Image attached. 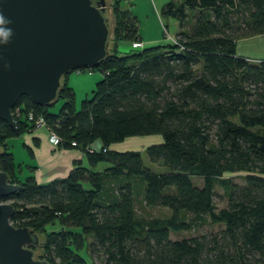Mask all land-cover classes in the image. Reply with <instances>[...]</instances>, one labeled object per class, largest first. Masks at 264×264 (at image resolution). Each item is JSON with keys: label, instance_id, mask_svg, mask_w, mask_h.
<instances>
[{"label": "trees", "instance_id": "16d2710c", "mask_svg": "<svg viewBox=\"0 0 264 264\" xmlns=\"http://www.w3.org/2000/svg\"><path fill=\"white\" fill-rule=\"evenodd\" d=\"M132 3L106 0L107 54L90 68L102 77L79 110L67 73L50 104L62 99L58 113L21 96L11 110L17 130L0 120V170L20 185L0 200H11V224L43 234L33 249L50 264H89L80 254L86 247L97 264H264V57L237 53L238 40L264 35V0H168L160 16L178 21L177 44L120 55V41L141 42ZM29 113L43 117L60 147L81 150L86 165L76 161L47 183L33 174L21 180L7 140L34 128ZM147 135L161 136L145 153L167 173L144 166L139 151L110 149ZM96 140L105 151L88 150ZM233 172L245 173L242 185L222 178ZM135 184L141 202L169 216H139ZM217 186L227 201L221 208ZM205 224L220 229L170 237Z\"/></svg>", "mask_w": 264, "mask_h": 264}, {"label": "water", "instance_id": "95a60500", "mask_svg": "<svg viewBox=\"0 0 264 264\" xmlns=\"http://www.w3.org/2000/svg\"><path fill=\"white\" fill-rule=\"evenodd\" d=\"M106 7V0H0V120L17 130L11 110L19 97L49 106L63 75L99 65L110 31ZM19 189L0 170V200ZM14 213L0 201V264H50L36 257L38 233L11 224Z\"/></svg>", "mask_w": 264, "mask_h": 264}, {"label": "rangeland", "instance_id": "374dc122", "mask_svg": "<svg viewBox=\"0 0 264 264\" xmlns=\"http://www.w3.org/2000/svg\"><path fill=\"white\" fill-rule=\"evenodd\" d=\"M140 1L139 0L134 1L132 3L131 10L136 6L134 11H135L136 15L137 14H138V16L140 15L139 16L140 17L139 18L140 19L139 25L141 26L142 30L144 27H148V26L153 27L155 21H156V23L158 21V24L160 23V25H162V21L157 16L154 15V11L152 14V13L146 12V11H148V8H145V6L143 8H140V6H138L140 4ZM150 1L151 0H148L147 2L149 4L150 3L152 4V2H150ZM146 16L148 19H146ZM109 17H110L111 26H113V17H112L111 13H110ZM191 22H192V17H189V19L186 20V22L184 23L183 26H184V29L186 31H188V28H190ZM178 27H179V25H178ZM162 32L165 34L167 31L162 30ZM166 37L167 36H164L163 38L166 39ZM130 44H131L130 42L120 41V43H118V46L123 45L122 50L123 51H129V49H131ZM130 51H133V50H130ZM237 53L239 55L247 56L246 58L251 57L249 59H253V60H256L257 58L264 57V35L256 36V38H251V39L238 40L237 41ZM255 57H257V58H255ZM68 77H70L68 83L73 88L74 93H75L76 108L79 110L81 107V101L83 99H85L86 97L91 96V92L94 90L96 82H98L102 77V73L100 70H97V69H94V70H92V69L79 70L78 69V70L71 71L68 74ZM61 104H62V99H60L57 102H55L54 104L50 105L48 107V109H49V111H51L53 113H58V111L61 107ZM35 127L39 128V126H37V125H34V128ZM131 138L132 139H129L128 141H126V143H122L123 142L122 141L120 143L114 144L115 148H113V150L117 151L118 149H121L118 151H125V150L139 151L141 153V157H142V161H143L144 166L150 168L153 172L158 173V174L168 172V169L166 167L152 164L149 161V159L147 158V155L145 153V149L147 146H149L151 144L159 143L162 141L161 136H159V135H147V136H134ZM21 143H20V145H21ZM23 150H25V153H27L26 149H23ZM15 159L17 161L21 160L20 155L17 152L15 153ZM102 170H103V167H100L98 169V171H100V172ZM244 175H245V173H242V172L225 173L222 178L231 179L233 182L242 185L244 183V179H243ZM26 176L27 175H25V174H20V179L22 180ZM192 180L197 185L202 184V178H199L197 176H192ZM134 181H135L134 179H132V180L130 179V182H132L133 185H134ZM135 186H136V190L139 192V197H138V199H136V211H137V214L139 216H141L145 219H156V218L161 219V218H165V217L169 216V210H167V208L150 207V206L145 205L143 202H141V200H142V196H141L142 185L135 184ZM10 201L11 200H9V202ZM215 203H216V206L218 208L226 206V203H227L226 198L223 194V190L221 189L220 186L216 187ZM219 229H220V225H218V224H205L202 227H199L197 229H192L189 231H181L178 233H171L170 237L172 239L190 238V237H193L195 235L202 234V233L215 232ZM39 237L42 238L43 234L40 235ZM91 241H92V239L90 237H88L87 242H91ZM80 254L83 256V258H85V260L89 264H91V262H92V264L99 263L96 256L93 253H91V249L89 247L82 249L80 251ZM91 254H93L92 257H91ZM37 257H40V255H37Z\"/></svg>", "mask_w": 264, "mask_h": 264}, {"label": "crops", "instance_id": "0c3cea01", "mask_svg": "<svg viewBox=\"0 0 264 264\" xmlns=\"http://www.w3.org/2000/svg\"><path fill=\"white\" fill-rule=\"evenodd\" d=\"M134 1H138V0H132V2ZM147 1L148 0H141L138 6H140V8H143L145 6V8H148V11L146 12L152 14L154 11V15L157 16L162 21V25H160V23L158 24V21L157 23L155 21L153 27H149V26L144 27L143 30L139 25L141 42L146 46L166 42L167 40L163 38L164 36H167L166 33L164 34L162 32L163 25L167 28L166 29L167 33L170 34H175L176 32H178V30L180 29V25L176 20L173 19L163 20L160 17V9L168 0H151L150 2H152V4L151 3L149 4ZM135 7L131 10L134 15H136L134 11ZM136 16L138 18V21H140L139 19L140 15L138 16L137 14ZM146 19H148L147 16ZM183 30L185 29L183 28ZM252 38H256V37H252ZM247 39H251V38H247ZM122 46L123 45H120L119 47L122 48ZM69 78L70 77H68V81ZM129 139L132 138L131 137L126 138L123 140L122 143H126V141H128ZM95 143L97 146L101 144L100 140H96ZM7 144L9 150L12 152L14 156L15 162L17 164H20V168L16 172L19 178H20V174H25V175L33 174L37 182L47 183L54 179H61L66 177L70 172V170L73 168L74 162L76 161L80 162L82 165H86L85 155L81 150L77 148L66 149L51 144V142L49 141L48 130H46L44 127L34 128L31 129L30 131L25 132L24 134H21L16 137H12L7 140ZM111 148L112 150L113 148H115L114 144L110 147V149ZM23 149H26L27 153H25V150ZM28 150L31 151V153H29ZM16 152L20 155L21 158L20 161H17L15 159ZM99 167H101V165Z\"/></svg>", "mask_w": 264, "mask_h": 264}, {"label": "built area", "instance_id": "2783aa9c", "mask_svg": "<svg viewBox=\"0 0 264 264\" xmlns=\"http://www.w3.org/2000/svg\"><path fill=\"white\" fill-rule=\"evenodd\" d=\"M166 27L163 25V30L166 31ZM167 33V32H166ZM177 33V32H176ZM176 33L175 34H170V33H167V37H166V42H163V43H158V44H164V43H167V42H170L172 44H177V38H176ZM157 45V44H155ZM146 45H144L142 42H131L130 44V50H137V49H142L143 47H145ZM118 50L120 52V55L123 54L124 52H127V51H123L122 48H120L118 46ZM79 70H82V69H79ZM17 110V109H16ZM28 119L33 121L34 125H37V126H41V127H44L46 130H48L49 132V141L51 142V144H53L54 146H58L59 145V142H60V139L58 138V136H56L52 131H50L46 125H45V121L43 119V117L41 116H38V117H34V115L32 113H29L28 114ZM36 128V127H35ZM72 145H74V143H72ZM88 150L90 152H95V151H100V150H104L101 146V144L99 146L96 145L95 142L91 143L89 146H88ZM105 151V150H104Z\"/></svg>", "mask_w": 264, "mask_h": 264}, {"label": "clouds", "instance_id": "9594fccd", "mask_svg": "<svg viewBox=\"0 0 264 264\" xmlns=\"http://www.w3.org/2000/svg\"><path fill=\"white\" fill-rule=\"evenodd\" d=\"M0 22H3V17L0 16ZM5 35H7V33H5Z\"/></svg>", "mask_w": 264, "mask_h": 264}]
</instances>
